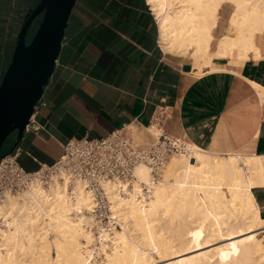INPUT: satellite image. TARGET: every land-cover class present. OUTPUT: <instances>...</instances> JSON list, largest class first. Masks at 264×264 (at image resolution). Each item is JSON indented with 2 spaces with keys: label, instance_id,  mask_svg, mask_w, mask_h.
<instances>
[{
  "label": "bare ground",
  "instance_id": "1",
  "mask_svg": "<svg viewBox=\"0 0 264 264\" xmlns=\"http://www.w3.org/2000/svg\"><path fill=\"white\" fill-rule=\"evenodd\" d=\"M147 3L159 24L162 49L192 59L200 73L216 57H261L264 0ZM226 3L234 6L229 25L236 34L223 36L212 51ZM161 176L148 199L140 186L150 181L145 165L136 169L125 196L117 194L121 182L105 185L121 230L105 237L110 244L101 245L99 262L90 250L93 233L85 228L92 197L81 184L72 200L60 182L8 196L0 205L5 228L0 264H264L259 237L264 219L253 195V189L264 187V156L213 155L191 145L187 154L171 158Z\"/></svg>",
  "mask_w": 264,
  "mask_h": 264
},
{
  "label": "crops",
  "instance_id": "2",
  "mask_svg": "<svg viewBox=\"0 0 264 264\" xmlns=\"http://www.w3.org/2000/svg\"><path fill=\"white\" fill-rule=\"evenodd\" d=\"M38 3L0 0V84L25 19ZM148 6L147 0H77L37 106L34 119L41 130L25 133L19 144L26 170L38 169L26 152L52 164L69 140L100 139L125 127L136 143L148 145L152 115L161 107L170 114L167 133L203 152L264 156V42L260 58L216 57L200 73L192 59L162 49ZM223 7L212 51L223 36L235 34L228 23L232 11ZM142 133L147 134L139 142ZM10 141L6 152L16 138ZM253 195L264 219V187Z\"/></svg>",
  "mask_w": 264,
  "mask_h": 264
},
{
  "label": "built area",
  "instance_id": "3",
  "mask_svg": "<svg viewBox=\"0 0 264 264\" xmlns=\"http://www.w3.org/2000/svg\"><path fill=\"white\" fill-rule=\"evenodd\" d=\"M36 110L37 107L25 133L41 130L34 119ZM169 120L170 114L166 108L154 111L150 123L154 134H151L152 142L148 145L136 143L125 127L100 139L85 137L69 140L63 146L61 156L52 164L41 163L26 152L38 164V169L33 172L20 164L25 152L19 145L9 154L2 153L5 155L0 158V205L8 196H21L34 185L49 188L57 182L66 186L72 200L75 186L81 184L92 197V210L85 212V228L93 233L90 250L96 259L101 245L110 244L105 242V237L113 238L115 231L121 229V223L114 217L105 185L121 182L117 194L125 196L127 189H131L136 181V169L145 165L150 169V181L140 186L142 194L148 199L171 158L188 153L191 144L167 133ZM4 229L0 219V243L3 242Z\"/></svg>",
  "mask_w": 264,
  "mask_h": 264
},
{
  "label": "water",
  "instance_id": "4",
  "mask_svg": "<svg viewBox=\"0 0 264 264\" xmlns=\"http://www.w3.org/2000/svg\"><path fill=\"white\" fill-rule=\"evenodd\" d=\"M76 2L39 0L25 19L0 84V158L11 153L24 138L25 129L55 72ZM10 137H15L16 142L2 154Z\"/></svg>",
  "mask_w": 264,
  "mask_h": 264
},
{
  "label": "rangeland",
  "instance_id": "5",
  "mask_svg": "<svg viewBox=\"0 0 264 264\" xmlns=\"http://www.w3.org/2000/svg\"><path fill=\"white\" fill-rule=\"evenodd\" d=\"M225 6L229 7V9L233 12L234 6H233L232 4H230V3H226ZM232 12H231V14H232ZM231 14H230V17H231ZM230 17H229V19H228V23H229ZM229 26H230V25H229ZM230 27H231V26H230ZM233 29H234V28H233ZM234 31H235V29H234ZM235 34H236V31H235ZM235 34H234V35H235ZM146 134H147V133H142V134H140V137H139L140 139H139L138 141H139V142H141L142 140L144 141V140H145V136H146ZM4 147H5V146H4ZM4 147H3V149H5ZM240 154H244V153H240ZM119 230H121V229H119ZM259 237H263V238H264V235H263V234H260ZM83 241H84V240H83ZM83 241H82V243L86 244V242H85V241L83 242ZM100 252H101V253H100L99 255H100L101 257H103V253H102L103 251L100 250ZM51 254H52V256H54V257L56 256V252H55V251H52ZM100 256H98V257H97L98 259H96L95 261H97V260H98V262L101 261V257H100Z\"/></svg>",
  "mask_w": 264,
  "mask_h": 264
},
{
  "label": "trees",
  "instance_id": "6",
  "mask_svg": "<svg viewBox=\"0 0 264 264\" xmlns=\"http://www.w3.org/2000/svg\"><path fill=\"white\" fill-rule=\"evenodd\" d=\"M11 138H12V137H10V138L8 139V141L6 142L5 147H4L5 149H3V153L6 152V150H7L6 147L10 144V142H11V141H10Z\"/></svg>",
  "mask_w": 264,
  "mask_h": 264
}]
</instances>
